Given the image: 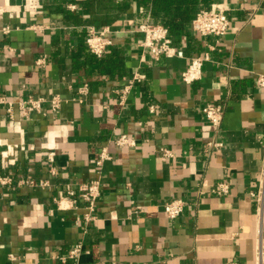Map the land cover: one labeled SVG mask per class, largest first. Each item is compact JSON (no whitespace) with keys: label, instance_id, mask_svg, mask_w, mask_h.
I'll return each instance as SVG.
<instances>
[{"label":"crops","instance_id":"crops-1","mask_svg":"<svg viewBox=\"0 0 264 264\" xmlns=\"http://www.w3.org/2000/svg\"><path fill=\"white\" fill-rule=\"evenodd\" d=\"M213 5L232 19L225 35H200L191 21L173 36L185 55L157 59L140 44L138 25L159 22L147 0H0V96L61 99L59 112L46 101L28 117L0 106V173L12 178L0 185V264H60L80 241L78 264H264L253 195L264 168V0L200 8ZM89 26L112 39L101 57ZM206 53L202 77L184 82L190 58ZM208 102L225 107L219 127L202 113ZM122 133L137 146L110 142ZM104 146L112 158L99 173ZM98 174L88 221L68 189ZM223 181L230 190L218 194ZM177 197L187 205L170 218L163 204Z\"/></svg>","mask_w":264,"mask_h":264},{"label":"built area","instance_id":"built-area-1","mask_svg":"<svg viewBox=\"0 0 264 264\" xmlns=\"http://www.w3.org/2000/svg\"><path fill=\"white\" fill-rule=\"evenodd\" d=\"M232 19L225 8L219 5H213L210 8L202 7L198 10L194 18L192 19V29L200 35H214L221 37L225 35L231 27ZM8 31V28H5ZM138 32L142 34V40L140 44L145 49H149L152 55L159 59L162 56L170 57L173 55L184 56V50L174 43V37L170 34L169 29L162 23L147 19L138 25ZM86 43L94 55L103 56L109 45L112 44V39L107 36V29H97L94 26H89L87 29ZM210 56L208 53L205 55L192 56L187 67L182 71L181 78L186 83H191L202 77L203 65ZM45 63V57H40L37 60V64L42 65ZM133 81H130L121 90V101L124 102L126 96L129 94ZM256 83L259 87H264V73L258 75ZM88 85L83 84L78 87V93L82 96L88 92ZM82 101V98H79ZM48 101L51 105V110L59 112L61 109V99L59 95H52L47 98L45 96H35L34 94H28L26 97L21 98L17 102L9 100L7 96H0V106H6L7 111L11 117L15 115V108L17 107L23 117H28L32 112H42L44 102ZM202 113L206 116L207 120L215 127H219L224 119L225 107L222 104L208 102L203 105ZM118 147L133 148L137 146V139L128 133H122L117 137L110 140ZM4 142L0 138V146H3ZM214 146H221V142L213 143ZM164 155H172L170 149L164 150ZM7 150L2 152V155H6ZM112 155L108 146H104L101 149L100 155L96 161L97 170L100 171L103 168L104 163L110 160ZM95 179L88 183H85L79 187L78 190L69 188L68 193L73 198H81L87 203V209L85 217L89 220H97V216L93 212L98 197L101 195V182L100 174ZM12 182V178L0 173V185H8ZM26 182L32 184L34 180H26ZM218 194H226L230 190L228 182H220L214 188ZM255 199L258 202V221H259V235L264 237V168L262 170V179L259 180V187L256 193H253ZM187 201L183 198L177 197L166 201L163 204L164 212L170 218L178 217L185 209ZM83 243L80 241L76 243L66 254L59 257L60 264H67L69 260L74 264H78L83 250ZM260 255L263 253L259 250Z\"/></svg>","mask_w":264,"mask_h":264},{"label":"trees","instance_id":"trees-1","mask_svg":"<svg viewBox=\"0 0 264 264\" xmlns=\"http://www.w3.org/2000/svg\"><path fill=\"white\" fill-rule=\"evenodd\" d=\"M211 0H147L155 17L162 22L172 36H181L188 28L201 4L209 7Z\"/></svg>","mask_w":264,"mask_h":264},{"label":"water","instance_id":"water-1","mask_svg":"<svg viewBox=\"0 0 264 264\" xmlns=\"http://www.w3.org/2000/svg\"><path fill=\"white\" fill-rule=\"evenodd\" d=\"M22 1L23 0H10V2L13 4V3H18V4H20V3H22Z\"/></svg>","mask_w":264,"mask_h":264}]
</instances>
